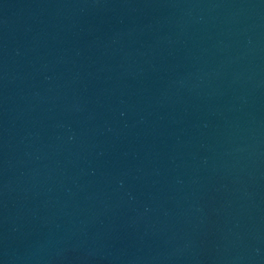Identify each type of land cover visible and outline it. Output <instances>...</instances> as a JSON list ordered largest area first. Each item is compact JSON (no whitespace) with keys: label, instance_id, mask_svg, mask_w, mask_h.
<instances>
[{"label":"water","instance_id":"water-1","mask_svg":"<svg viewBox=\"0 0 264 264\" xmlns=\"http://www.w3.org/2000/svg\"><path fill=\"white\" fill-rule=\"evenodd\" d=\"M147 264H264V0H130Z\"/></svg>","mask_w":264,"mask_h":264}]
</instances>
